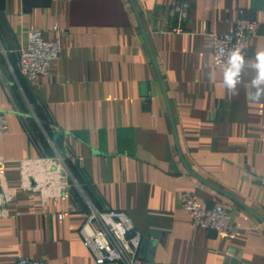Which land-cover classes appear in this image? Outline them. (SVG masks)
Listing matches in <instances>:
<instances>
[{"label": "crops", "instance_id": "obj_1", "mask_svg": "<svg viewBox=\"0 0 264 264\" xmlns=\"http://www.w3.org/2000/svg\"><path fill=\"white\" fill-rule=\"evenodd\" d=\"M238 18L260 22L252 57L264 0H0L6 181L18 185L19 159L55 150L70 171L61 197L9 202L0 264H97L79 235L90 206L126 212L141 236L135 264H264V103L244 86L230 95L212 63L213 34ZM34 28L61 51L28 80L18 52ZM188 194L226 206L236 234L193 225Z\"/></svg>", "mask_w": 264, "mask_h": 264}, {"label": "built area", "instance_id": "obj_2", "mask_svg": "<svg viewBox=\"0 0 264 264\" xmlns=\"http://www.w3.org/2000/svg\"><path fill=\"white\" fill-rule=\"evenodd\" d=\"M184 7L185 5H182L181 14ZM259 31L258 20L238 18L228 31L214 33L213 65L217 66L214 57L221 46L231 48L239 44L248 55L251 49L249 40L259 35ZM60 51L59 39H44L39 28L29 30L27 43L18 52L21 73L28 80H33L39 75H48L50 64L59 57ZM6 132L5 112L0 110V133ZM66 158V151L55 150L53 155L19 159V183L17 186H10L6 181L7 159L0 155V217L8 216V204L19 192L29 196L38 194L42 203L48 199L61 197L69 187L70 171ZM181 206L187 211L195 226L223 235H233L238 231V227L231 222L230 210L226 206H202L194 194L185 195ZM79 235L90 249L97 264L107 262L135 264L139 257L141 236L123 210H100L90 206L79 228ZM11 264H49V262L41 258L19 257Z\"/></svg>", "mask_w": 264, "mask_h": 264}, {"label": "clouds", "instance_id": "obj_3", "mask_svg": "<svg viewBox=\"0 0 264 264\" xmlns=\"http://www.w3.org/2000/svg\"><path fill=\"white\" fill-rule=\"evenodd\" d=\"M214 59L222 75V85L230 95H237L239 87L244 86L251 102L264 103V47L248 57L242 45L221 46Z\"/></svg>", "mask_w": 264, "mask_h": 264}, {"label": "water", "instance_id": "obj_4", "mask_svg": "<svg viewBox=\"0 0 264 264\" xmlns=\"http://www.w3.org/2000/svg\"><path fill=\"white\" fill-rule=\"evenodd\" d=\"M150 233H151L152 235H154V236L157 235V232H155V231H151Z\"/></svg>", "mask_w": 264, "mask_h": 264}]
</instances>
